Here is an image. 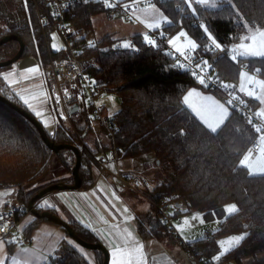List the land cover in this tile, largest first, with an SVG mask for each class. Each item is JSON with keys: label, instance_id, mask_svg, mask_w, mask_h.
I'll use <instances>...</instances> for the list:
<instances>
[{"label": "trees", "instance_id": "1", "mask_svg": "<svg viewBox=\"0 0 264 264\" xmlns=\"http://www.w3.org/2000/svg\"><path fill=\"white\" fill-rule=\"evenodd\" d=\"M131 1L134 0H121L122 3ZM100 6L104 9L99 4L76 5L67 20L76 31L79 57L88 63H95L90 67L89 74L95 79L98 90L120 99L121 108L111 120L113 142L120 148L118 159L153 154L157 166L165 174H162L158 185L150 180L153 187L146 192L155 200L167 197L172 203L184 204L186 211H180L176 216L194 211L220 214L223 219L216 233L208 235L209 238L186 242L185 245L182 243L190 255L211 263L216 260L213 257L220 255L218 238L245 234L236 247L217 260L220 264H264V175H249L248 170L240 164L257 137L253 125L237 110L230 108L220 90L201 84L185 70L175 69V59L169 54L165 40L151 44L143 36L135 35L130 40L132 45L128 43V47L117 43L111 35L94 41L92 16L101 11ZM158 6L172 23L162 33L166 35L178 26L184 27L198 44L197 49L192 51L193 55L217 69L220 80L234 86L238 95L237 85L242 70L247 69L264 79L263 57L240 58L235 62L228 54L229 49L239 44L250 30H264V0H231V4L218 9H210L199 3L193 5L192 9L181 1L158 3ZM26 24L20 0H0V40L8 35H17L25 45L22 57H36ZM200 24L203 28H200ZM209 34L221 45L220 50L208 48ZM19 49L17 41L0 46V62L13 58ZM55 56L58 58L60 54ZM9 67L0 68V95L36 117L2 77L1 74ZM193 89L213 94L230 109L229 117L217 132H212L184 103V97ZM241 98L255 109L250 100ZM90 110L89 107L85 108L81 118L74 122L84 143L85 137L94 131ZM100 128L111 144L97 141L95 150L87 144L81 150V189H88L95 182L94 156L103 152L107 154L111 149L110 134L103 127ZM66 130H69L68 127ZM46 132L56 145L73 144L63 131L56 135ZM54 154L59 156L71 177L69 180L52 182L49 186L73 185L74 153L66 149L58 153L51 151L29 120L0 100V190L16 184L36 182L47 172ZM46 187L48 185L30 193H26L23 186L20 187L18 203L24 215L31 214L28 213L29 202ZM232 203L236 204L237 211L224 217L222 212L225 206ZM151 208V212L138 225L140 236L146 238L151 233L162 243L166 242L164 239L172 242L178 239L173 228L162 220L155 208ZM38 211L44 212L42 209ZM45 211L57 215L55 210ZM43 223L53 225L65 234L58 253L59 264L104 263L101 250L90 251L94 256L90 261L83 253L85 249L69 236L66 229L45 217L35 216L22 229V239L29 242L34 231ZM69 224L84 241L99 242L90 229L76 221ZM12 238L3 240L7 243L9 254L17 245Z\"/></svg>", "mask_w": 264, "mask_h": 264}, {"label": "crops", "instance_id": "2", "mask_svg": "<svg viewBox=\"0 0 264 264\" xmlns=\"http://www.w3.org/2000/svg\"><path fill=\"white\" fill-rule=\"evenodd\" d=\"M187 1L188 5L190 6L191 4L193 5V3L198 4L197 0ZM201 5L205 6V3ZM134 13L135 20H139L141 24L138 22L137 25L128 26L129 34L131 35V37H128L127 39L128 42L135 35H141L143 37L147 35L150 38V32L160 31L162 33L166 27L172 24L171 19L162 11V9L158 5L146 8H139ZM162 17H166L167 19L164 20L162 19ZM153 19H160L159 26L148 27V22ZM125 21L129 22L130 20ZM176 29L166 35L168 36L172 34L176 31ZM250 35L251 34H247L245 37H248ZM171 38L167 40L166 45L170 48H173L174 51L176 48L181 47L183 48V53L189 52L193 54L192 51H194L198 47V44L196 43L194 38L193 39L197 47L195 49H191L192 51L188 49L189 45L184 35L179 34L178 38L173 40V43L168 44ZM243 41L246 40L243 39L239 44H237L233 48L234 53L239 56V59L248 57H258L250 55H239L241 49H239L238 46L243 43ZM228 54L230 56V49ZM31 68H35L36 71L29 72L28 69ZM242 72L245 73L246 76L243 79L240 76V81L237 85L239 95L243 98H246L247 100H250L254 104V107L257 111H264V104H261L257 99H254L253 96H250L248 94L251 91L254 92L256 96H259L261 94L260 86L255 82L249 81L247 77H253L255 81H264V79L246 70H242ZM1 75L6 81V83L9 85V87L13 90V92L22 101H28V103H26L27 105L25 104V106L33 114L36 115V112L41 113L40 116L36 115V117L40 120L44 127L47 125L50 126L51 131L49 133L53 134L55 129L54 121L53 118H51V114L46 103V98L39 75L38 61L35 66H31L28 68H17V71L14 73V75L8 74L7 71L3 72ZM242 84L243 90L241 88ZM195 90L200 93L201 96H210L214 100H216L213 97V94H206V92L201 89ZM192 99L195 100L196 98L193 97ZM29 104H31V107H28ZM222 104H224L225 107L228 109V118L231 111L225 103L222 102ZM106 109H108V107L105 105L104 111ZM189 109L192 111L191 108ZM48 114L50 116V119L48 117ZM227 118L225 119V121L227 120ZM260 152L261 153L253 152L250 147L244 154V156L248 155L251 161L255 162L261 156H264V150ZM146 155H148L149 158L147 159V162L141 164L140 168H137V162L133 161L135 158H138L140 156L130 158L132 160L119 157L116 162H106V167L108 171L103 174H99L96 170V168H98V165H94V168L96 170V179L94 184L90 188L53 191L50 194L46 195L43 199L37 201L35 206L37 205V207L39 209H42L43 211L47 209L55 210L57 216L62 218V220H64L65 222L70 223L72 221H76L80 223L83 227L90 229L97 236L99 242L104 245V247L109 251V264H112L113 260V247L117 245L121 247L123 246L126 231L132 233L133 240L138 241L144 245L143 251L146 264H181L178 261V256H180V248L175 247V245H177L175 242L164 239L166 242L162 243L151 233L148 234L146 238H142L140 236L138 232V225L141 223L142 218L145 217L149 212H151V204L148 201L147 202L149 204L142 199H138L136 197L138 195H136L135 192H133L126 184H124L118 179L119 175H121L125 179H128L133 175L139 174L144 179L151 180L156 185H158L162 178V172H160L159 177H155L156 179H151L148 176L146 177L143 175V173L147 172V170L145 169L147 164L148 166H157L154 155L151 153ZM244 156L242 157V159L244 158ZM96 157L105 159L107 157V154L103 152L99 155H96ZM245 168L248 170L247 167ZM147 169L149 170V168ZM69 175V173H66L62 174L59 177H54L44 185L35 184L32 189L34 190L37 188L45 187L47 185L49 186V184H51L52 182H56L63 179L69 180ZM60 185L71 186L66 184ZM19 189L21 188H18L17 190ZM113 193H115V195H113ZM133 196L136 197L138 200H136ZM116 197H119V199H117ZM45 201H47L48 205L51 206H46L44 203ZM17 204L19 205L17 191H14V189L11 188L0 190V209ZM172 206V212L174 213V211L177 210V212L175 213L177 215L178 212L182 211V208H184L186 211V206L181 205L177 202H173ZM125 207L128 209L127 213L124 211ZM34 218L35 216L32 213L24 215V217L19 223L18 229L14 230L11 234L13 237L12 239H14L15 242L19 241L18 243H23V241L20 240L22 238V229L29 223H31ZM208 235H210V233H206L207 237ZM64 238L65 234L58 228L53 225L43 223L34 231L32 238L29 242H25V245H19L17 243L13 252L10 254L7 249V243H5L3 240H0L2 241V244H0V262H2V264H13V261L15 259L18 261L26 260L28 261V264H47L50 260V257L57 250L60 249L61 241ZM182 242L186 243L187 241L182 240ZM83 253L88 257L90 261L94 259V256L92 252H90V250L85 249Z\"/></svg>", "mask_w": 264, "mask_h": 264}, {"label": "built area", "instance_id": "3", "mask_svg": "<svg viewBox=\"0 0 264 264\" xmlns=\"http://www.w3.org/2000/svg\"><path fill=\"white\" fill-rule=\"evenodd\" d=\"M20 1L24 10L26 25L35 47L39 75L46 103L51 114L55 116L53 118L55 126L53 134L56 135L62 129L72 143L80 150L85 148L86 143L83 142L81 132L76 129L74 122L81 118L85 108L89 107L91 109L90 117L92 123L103 127L112 138L111 149L107 151V157L101 159L94 156V164L96 163L98 165L96 170L99 174H103L108 171L106 162H116L118 159L117 153L120 151V148L113 142V127L111 122L113 116L105 114V104H103V101L106 99V93L98 90L95 79L89 74L90 67L95 63L89 64L86 60L79 57L80 49L76 48V31L67 19L71 9L76 5L85 3L99 4L105 7V0ZM169 1H181L185 6H189L187 0H134L127 3H122L118 0H109V4L112 6L108 7L109 10L113 11L114 15L122 16L124 14V17L127 18L126 20H129L133 18L131 16L132 10L155 6L158 3ZM177 9L179 10V6ZM34 16L36 18L35 20ZM199 26L203 28L202 24ZM166 37L167 35L163 33L150 32L151 40H154L158 44L164 42ZM55 39L62 43V47L57 51L53 50ZM207 46L213 51L221 49V47L216 48L212 40H209ZM168 52L175 59V69H182L189 72L198 82H200L198 77L203 78L205 81L203 85L220 90L225 95L227 102L229 100L232 101L228 103L230 108L237 110L244 118L249 120L257 133V137L251 145V150L253 152L264 150V141L261 140V137L264 136V116L257 115L258 111L256 109L244 103L234 86L224 84L220 80V72L209 63L198 59L189 52L178 54L170 47ZM55 54H60V56L57 58ZM245 70L248 71L247 69ZM224 85H227V87ZM73 108H75L74 112L71 111ZM66 127L69 130H66ZM257 127L261 128L262 131L257 132ZM118 179L139 197L146 199L151 204V207L158 211L164 222L169 225L173 224V217L170 214L173 210L172 201L167 197L157 200L151 198L146 192V190L153 187V183L150 180L144 179L139 174L133 175L128 179L119 175ZM35 208L39 209L37 205ZM28 213H31V211ZM23 217L24 213L18 204L1 208L0 240L11 238V234L14 230L18 229ZM177 236L180 239L178 234ZM21 241L24 240L21 238ZM183 244L185 245V242ZM59 250L50 257L47 264H59ZM191 259L192 264H220L218 260L210 263L206 259H200L192 254Z\"/></svg>", "mask_w": 264, "mask_h": 264}, {"label": "rangeland", "instance_id": "4", "mask_svg": "<svg viewBox=\"0 0 264 264\" xmlns=\"http://www.w3.org/2000/svg\"><path fill=\"white\" fill-rule=\"evenodd\" d=\"M118 1H121V0H118ZM194 4L195 3H193V5ZM229 4H231V0H209L207 3H205V6L207 8H210V9H218V8H221L222 6L229 5ZM193 5L191 4V6L189 5V7L192 8ZM213 5H215V6H213ZM100 8H101L100 9L101 11L97 12L96 14H94L92 16V23H93V28H94L93 40L94 41H100L104 37H106L107 35H111V36H113V38H115L117 40V43L124 44L125 42H127L131 45L132 42L127 41L128 37H131V35L129 34V30H128L129 27L128 26L137 25L138 22L140 23V21L135 20V17H134V14H135L134 12L136 10H132V12H131V16H133L134 19L131 18L132 20L129 19L130 21L127 22V21H125L127 18L122 17V16H115L112 10L109 11L108 6H105L104 9L101 6H100ZM255 30H250V32L248 34H252V31H255ZM180 33H184V36H185V39L187 40V42L189 40L194 41V39L192 37H190L186 33L184 28L181 26L178 27L175 32L168 35L166 37L165 41L167 42V40L171 37H172L171 40L177 39ZM247 42L248 41H243V43H247ZM168 44H170V43H168ZM61 47H62V43L59 40L55 39V41L53 43V50L57 51ZM234 47H235V45L230 48V58L231 59L235 54L234 49H233ZM179 48L183 49L181 47H179ZM188 49L191 50L192 48L188 47ZM182 51H178L177 48L175 49V52L178 54H181ZM235 56H236V59L235 60L232 59V60L236 62V60L239 59V56H237L236 54H235ZM92 63H89V64H92ZM36 64H37V59L35 56L22 57L19 61L12 64L7 69V73L14 75V73L17 71V68H28L31 66H35ZM206 94H210V93L206 92ZM213 97L216 100H218L220 103H222L221 100H219L217 97H215V96H213ZM22 103H24V105L26 104L24 101H22ZM103 104H105L108 107V109L105 110V114H108V115L116 114L121 108L120 101L118 100L117 96H115L113 94H106V99L103 101ZM29 105H31V104H29ZM29 105H28V107H29ZM49 112H50V110H49ZM50 114H51V112H50ZM56 115H58V114H56ZM48 117L50 119L49 114H48ZM54 117L55 116L51 114V118H54ZM66 126H68V125H66ZM92 127H93L94 131L90 132L89 135L87 137H85V143L87 144V146L90 149H92V150L96 149L95 142H97V141H100V143L103 142L104 144H107V145L111 144L106 133L101 130V128L98 124L93 123ZM44 128L48 132L51 131V127L48 125L45 126ZM59 131H63V130L61 129ZM259 153H261V152H259ZM148 158H149V156L144 154V155H140V157H138V158H135L133 161L137 162L136 167L140 168L141 164L144 162H147ZM127 159L132 160L130 158H127ZM147 168H149V170ZM145 169L147 170V172L143 173V175L146 177L148 176L151 179H156L155 177L156 176L159 177L160 172H162V170L156 165H149L148 166V164H147ZM66 173H67V171L65 170V168L62 165L61 159L59 158V156L57 154H54L50 159L49 168H48L47 172L40 179L36 180V182L31 183V184L28 183L26 185L16 184V185H12L9 187H5L3 189H9V188L14 189V191H17V194L19 195L20 189L19 190H17V189L23 186L26 193H30L31 191H33L32 187L35 184L36 185H39V184L44 185V184L48 183V181L50 179H52L54 177H59L62 174H66ZM162 174H165V172L163 171ZM166 174H167V172H166ZM256 175H261V174H255L253 176H256ZM69 177H71V175H69ZM3 189H1V190H3ZM136 197L140 200L142 199L145 202H147V200L142 198V197H139V196H136ZM136 197H134V198L136 200H138ZM233 204L234 203L228 204L226 206L233 205ZM182 205H184V204H182ZM234 205H236V204H234ZM226 206L222 212V215L224 217L229 216V215L234 213V212H230ZM236 208H237V206H236ZM181 210L185 212L184 208H182ZM176 212H177V210H175L174 213L172 211L170 212V214L172 216H174L173 224L170 226L173 228L174 232L180 236V240H178V239L174 240V236H172V240H174V242L177 244V245H175V247L180 248V256H178V261L181 264H192L191 255L188 252H186V249L182 246V243H183L182 240L190 242V241H196V240L202 239L204 237L209 238L206 236V233H210V235H213L214 233H216V231L220 228V225L222 222L221 220L223 218L220 216V214H217V213L205 214V213L194 211V212H190V213H183L179 216H176L175 215ZM239 235H242L243 237L245 236V234H236V235H229V236H225V237H220L217 239V243L219 244V247H220V255L219 256L228 253L231 249H233L234 247H236L238 245V244L232 243L230 246V238L234 237V236H239ZM16 242L18 243L19 241H16ZM18 244L19 245H22V244L25 245V241H23V243H18ZM225 249H226V251H225Z\"/></svg>", "mask_w": 264, "mask_h": 264}, {"label": "snow or ice", "instance_id": "5", "mask_svg": "<svg viewBox=\"0 0 264 264\" xmlns=\"http://www.w3.org/2000/svg\"><path fill=\"white\" fill-rule=\"evenodd\" d=\"M198 3H207L208 0H197ZM106 6H112L109 4V0H105ZM215 6V5H213ZM152 7V6H149ZM162 19L166 20V17H162ZM160 19H153L148 22V27H157L159 26ZM207 31V29H205ZM180 35H184V33H180ZM145 40L149 43L155 44L154 40H151L149 36L145 35ZM209 39L212 40V42L215 44L216 48H220L221 45L216 43L215 40L211 37V34H209ZM242 39L246 41H250L247 43H241L238 47L241 49L239 52V55L243 56H258V57H264V30L256 29L255 31H252V34L248 37H242ZM169 43H173V40H170ZM189 47L192 49H195L197 45L194 41L189 40L188 41ZM124 47H128V43L125 42ZM178 51H182V49L177 48ZM183 54V52H182ZM233 60L236 59V56L234 55L232 57ZM206 63V62H204ZM199 67V65H197ZM29 72L36 71L35 68L28 69ZM195 75V73H193ZM246 74L241 72L242 79L245 78ZM201 84H204L205 81L203 78L198 77ZM249 81L255 82L259 84L261 89V94L259 96H256L254 92H249L248 94L250 96H253L254 99H257L261 104H264V81H255L253 77H247ZM227 87V85H224ZM243 90V84L241 86ZM195 97L196 99L193 100L192 98ZM23 98V97H22ZM232 101L229 100L228 103H231ZM25 103H28L27 100H25ZM184 103L188 105L189 108L192 109V111L199 117V119L212 131L217 132L218 128H220L221 125L224 124L225 119L228 116V109L225 107L224 104L220 103L219 101L214 100L210 96H201L200 93H198L195 89L190 90L188 94L184 97ZM31 107V105H29ZM37 116H40V112H36ZM257 115L264 116V111H258ZM47 123V122H45ZM257 132L262 131L261 128H256ZM261 140L264 141V136L261 137ZM240 164L242 166H245L248 168L249 175H255V174H261L264 175V156H261L257 161L252 162L250 157L248 155H245L243 159L240 160ZM115 195V193H113ZM119 199V197H116ZM46 206L48 205V202H44ZM230 212H235L237 210L236 205H229L226 206ZM124 211L127 213L128 209L125 207ZM132 218V217H127ZM243 239L242 235L234 236L230 238V246L232 243L239 244V242ZM0 244H2V241H0ZM144 245L138 241L133 240L132 233L126 231L125 238H124V244L123 246H114L113 247V260L112 264H146L144 251H143ZM226 251V249H225ZM219 256L213 257V259H218ZM2 264V262H0ZM13 264H28V261H13Z\"/></svg>", "mask_w": 264, "mask_h": 264}, {"label": "water", "instance_id": "6", "mask_svg": "<svg viewBox=\"0 0 264 264\" xmlns=\"http://www.w3.org/2000/svg\"><path fill=\"white\" fill-rule=\"evenodd\" d=\"M11 41H17L19 42L20 49L18 53L11 59L0 62V68H6L11 66L12 64L16 63L22 58L23 51H24V43L22 42L21 38L17 35H8L0 40V46L7 44ZM0 100L4 103L8 104L10 108L13 110H16L20 115H22L24 118L29 120L40 132L41 137L44 141V143L50 148L51 151L54 153H58L61 150H70L74 153L76 158V163L73 167L72 174L74 176V184L71 186H62L60 184H54L50 185L43 190H41L37 195H35L31 201L28 204V209L31 211L32 214H34L37 217L40 218H47L50 221L55 222L56 224L62 226L64 229L67 230L69 236L82 248L88 249L90 251H96L101 250L104 254V263L103 264H109L110 262V253L109 251L102 245L100 242L98 243H90L87 241H84L80 237H78L75 232L73 231V228L68 222H65L62 220V218L58 217L57 215H54L50 212L44 211L43 213H39L38 209L35 208V204L37 201L43 199L46 195L50 194L53 191H63V190H78L81 188L82 185V179L79 174V168L82 164L81 159V150L74 144H68V145H56L54 142L51 141L50 137L48 136V133L46 132L43 124L40 122V120L36 117H34L31 113L27 112L26 110L18 107L14 103L10 102L9 100H6L4 97L0 95ZM72 112L75 111V108L71 110Z\"/></svg>", "mask_w": 264, "mask_h": 264}]
</instances>
